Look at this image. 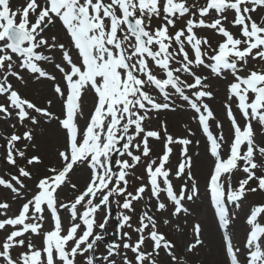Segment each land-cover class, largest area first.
I'll return each mask as SVG.
<instances>
[{"label":"snow or ice","instance_id":"6c2138e0","mask_svg":"<svg viewBox=\"0 0 264 264\" xmlns=\"http://www.w3.org/2000/svg\"><path fill=\"white\" fill-rule=\"evenodd\" d=\"M257 196L264 0H0V264H189L202 198L224 264H264Z\"/></svg>","mask_w":264,"mask_h":264},{"label":"bare ground","instance_id":"6f19581e","mask_svg":"<svg viewBox=\"0 0 264 264\" xmlns=\"http://www.w3.org/2000/svg\"><path fill=\"white\" fill-rule=\"evenodd\" d=\"M14 6H22L23 4V0H14ZM13 6V7H14ZM219 89V86H218ZM222 89V86H221ZM224 98V96H223ZM220 96H219V92L217 94L216 100L214 102H212V107L214 109V111L216 112L218 118L220 119H224V110L222 107H220ZM193 127V129L195 130V125H191ZM227 121H225V131L227 132ZM179 135H183L184 134V129L181 130V132H179ZM199 138V137H198ZM46 141H45V145L50 146L54 143V147H56L57 144V140L55 136H46L45 137ZM207 162L206 161H202L199 165L198 168V174L201 177V184H202V192H203V177L206 174V169H207ZM207 207V202H206V198H202L200 201H198L196 204L191 206L190 211L192 212V216L187 218L188 219V223L186 225H184L186 231H188L191 223L193 222H199L202 225V228L204 229L203 232V238L205 239V244L208 248V252L210 251V255L206 258H204V256L201 254L202 257V263L206 262L209 263V260L212 259L213 257H216V260H212L211 263L213 264L215 261L217 260H222L221 257V253H220V239L218 241V238L220 237V232L217 230L215 224L213 221H211V215H210V211H208L206 209ZM201 213H203L204 215L202 216ZM199 217H201V219H199ZM242 226L241 224L237 223L236 227H235V231L237 229H240ZM182 234V233H180ZM237 236V234H236ZM187 237V235L185 236L184 234L180 235L181 239H185ZM186 240H189V238L187 237Z\"/></svg>","mask_w":264,"mask_h":264},{"label":"rangeland","instance_id":"374dc122","mask_svg":"<svg viewBox=\"0 0 264 264\" xmlns=\"http://www.w3.org/2000/svg\"><path fill=\"white\" fill-rule=\"evenodd\" d=\"M14 5L15 4H14V0H13V6ZM218 92H219V96H220V104L222 106V101L224 98H223V88L221 89V86H219ZM31 95L32 96H38L39 95L38 90H33ZM187 115H188L187 112H177L176 114H169L167 116H162L161 119H167V121L169 122L170 131L176 135H179L180 134L179 132H181V130L183 129V125L185 124V121L189 122V116H187ZM49 135L51 137L54 136L50 131L39 132L37 134V143L40 146L41 153L45 154L47 157L50 158L51 154L55 151V147H54V143L48 147H47V145H45V141H46L45 137L46 136L48 137ZM207 170H208V167H207L206 171ZM262 199H264V196H257L254 198V202H259ZM206 209L208 210L207 207H206ZM201 215L203 216L204 214L201 213ZM199 219H201V217H199ZM211 221H212V219H211ZM194 223H196V222H193L192 224H194ZM239 224H241V223L239 222ZM240 232H241V235H240ZM240 232H237L236 234H237V237L240 236V239H241L245 235V228H243V226L240 228ZM172 235L178 239L179 244H180V254L183 256V254H184V242L186 241V238L188 237L189 241L193 239L192 232H191V226L187 231V237L185 239L180 238V235H182L180 233L173 232ZM218 241H219V238H218ZM220 242H221V240H220ZM220 253H221L222 260L221 261L217 260L213 264H224V256H223V251H222L221 245H220ZM201 254L204 256L205 260L210 255V251L208 252V248L206 245L199 251L198 254L190 257L189 264H212L211 261L217 259L216 257H213L212 259L209 260V263H206V262L202 263Z\"/></svg>","mask_w":264,"mask_h":264}]
</instances>
